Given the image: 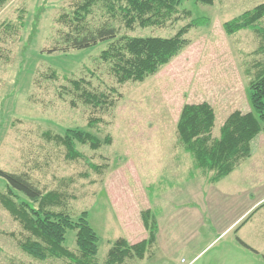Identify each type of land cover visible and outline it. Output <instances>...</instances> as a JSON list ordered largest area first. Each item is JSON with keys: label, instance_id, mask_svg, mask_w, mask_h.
I'll list each match as a JSON object with an SVG mask.
<instances>
[{"label": "rangeland", "instance_id": "374dc122", "mask_svg": "<svg viewBox=\"0 0 264 264\" xmlns=\"http://www.w3.org/2000/svg\"><path fill=\"white\" fill-rule=\"evenodd\" d=\"M81 1L10 0L0 10V170L26 174L43 192H64L68 196L64 210L73 221L86 212L99 238L97 264L104 263L117 239L136 244L146 238L141 220L146 210L160 220L162 249L157 250L156 244L144 260L128 264H187L190 251L198 254L205 248L192 264H264V201L238 226L252 253L241 248L232 233L218 237L210 223L207 232L193 231L191 248L183 211L191 205V179L201 174L193 173L191 157L176 133L184 105L208 103L214 109L213 137L219 136L231 113H253L249 84L264 67V19L258 31L232 36L225 34L223 24L264 0H215L212 6L183 0L163 27L132 30L121 19L94 8L88 25L109 24L117 38H169L193 20L206 22L190 29L187 47L157 74L142 83L123 85L100 58L109 43L85 50L62 44L67 26L59 18L71 16ZM72 80L88 82L94 93L107 94L114 106L103 112L84 105L71 89ZM93 119L98 122L90 128ZM67 129L91 132L100 140L108 136L111 144L97 151L77 144L85 160H66L65 149L45 134H63ZM255 141L247 145L253 151L249 156L228 161L221 175L210 173L212 192L228 195L221 201L227 223L247 209V195L264 197L263 133ZM3 188L0 179V191ZM236 190L243 201L232 199ZM219 223L223 227L225 221ZM24 236L0 207V264H68L30 258L18 244ZM65 244L76 251L75 231L67 232Z\"/></svg>", "mask_w": 264, "mask_h": 264}, {"label": "trees", "instance_id": "16d2710c", "mask_svg": "<svg viewBox=\"0 0 264 264\" xmlns=\"http://www.w3.org/2000/svg\"><path fill=\"white\" fill-rule=\"evenodd\" d=\"M10 0H0V10ZM183 0H83L71 16L61 15L60 23H65L67 31L62 36L66 48L85 50L100 43H109L100 58L110 65L117 84L127 82L142 83L147 78L169 64L184 48L188 41L185 36L190 29L206 24L196 19L181 28L174 36L161 37H118L109 24L91 28L87 18L93 9L100 7L113 19H121L124 26L132 30L163 27L177 13ZM203 6H212L215 0H191ZM264 19V2L238 17L223 24L226 35L232 36L244 30H257ZM71 89L81 102L94 111H107L114 106L105 93H94L88 82L72 80ZM113 91V90H112ZM115 93V92H114ZM248 100L253 111L242 115L231 113L220 128L219 136L213 137L215 125L214 109L208 103L184 105L180 112L176 133L179 143L192 160L193 173L205 176L209 171L226 172L229 161L249 156L250 143H256L259 133L264 135V67L249 84ZM98 120H90L94 127ZM46 138L65 149V159L85 160L78 151L77 144L97 151L111 144L106 136L100 140L91 132L80 129H67L63 134H45ZM97 170V168H94ZM4 188L0 191V207L16 222L24 238L18 242L21 250L37 261L48 259L67 261L68 264H97L99 238L88 223V215L83 212L76 221L64 210L68 196L60 190L43 192L32 183L26 174L8 173L0 170ZM143 227L147 233L144 240L129 244L125 239H117L108 250L103 264H128L142 261L157 244V215L151 210L141 214ZM247 219L242 223V225ZM75 231V248L72 252L66 247V234ZM237 243L245 249H252L239 238ZM264 260V257H263Z\"/></svg>", "mask_w": 264, "mask_h": 264}, {"label": "crops", "instance_id": "0c3cea01", "mask_svg": "<svg viewBox=\"0 0 264 264\" xmlns=\"http://www.w3.org/2000/svg\"><path fill=\"white\" fill-rule=\"evenodd\" d=\"M210 173H212V171H209V174L207 175V177L200 175V178H196V177L193 178L195 181L193 179H191V203H190L191 205L188 206V209L183 211L184 216H187V222H188L187 228L189 229V231H191V239H189V241H191L190 242L191 248L195 242V239L192 236L194 233L193 231L194 230H196V231L201 230V231L207 232V229L209 227L208 223H210L212 225L213 229H215L218 232V234H219L218 237L223 236L225 234L227 236V235L232 233L233 237H234V241L236 240V238H239L247 246H249V244L244 241V238L242 236L243 230L240 229L241 227L238 228V226L243 221V219L249 214V212L254 209V207H256L258 204H260L262 201H264V197L255 198L252 195H247L245 198L242 194H238L239 192H237V190H236L235 193H237V194L234 195V197L232 199H234V201H235L236 199L241 198L240 200L243 201L245 198L249 204H248L247 209L245 211H239L237 214H235L236 216L229 223H227L226 222V214H225V213H227V211L222 208V202L221 201L222 200L226 201L228 198V195L224 191L221 192L220 189H219L220 192H218V193L212 192L213 183L210 182ZM192 181H194V182L192 183ZM218 182H216V183H218ZM222 189L223 188H221V190ZM217 203H219V205ZM172 213H174V212H172ZM222 220L225 221V224L223 227H221L220 223H219ZM159 221L160 220L158 219L157 220L158 233H157V241H156L157 242V247H156L157 250L162 249L160 247L161 227H160ZM202 238H203V235H202ZM197 241H199L198 236H197ZM200 242L202 244L203 241L200 240ZM240 247L243 248L242 246H240ZM243 249H245V248H243ZM204 250H206V248L203 250L200 249L199 250L200 252L198 254L190 251V260L187 264H192L196 260V258ZM245 250L249 251V252L251 251L248 249H245ZM252 252H253V249H252L251 253Z\"/></svg>", "mask_w": 264, "mask_h": 264}]
</instances>
